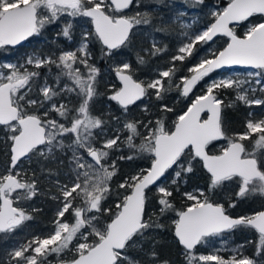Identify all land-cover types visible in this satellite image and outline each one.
Wrapping results in <instances>:
<instances>
[{
    "label": "snow or ice",
    "instance_id": "6c2138e0",
    "mask_svg": "<svg viewBox=\"0 0 264 264\" xmlns=\"http://www.w3.org/2000/svg\"><path fill=\"white\" fill-rule=\"evenodd\" d=\"M152 2L0 0V49L42 36L55 25L59 30L51 42L59 45L63 39L70 46L34 50L21 61L0 64V239L22 230L42 211L30 203L36 197L55 204L51 230L6 249L0 264H54L53 255L55 264H171L157 251V237L165 230L162 219L171 213L175 218L168 231L183 264H264V210L230 211L255 199L264 209V116L247 113L244 131L232 134L224 117L236 102L264 106V99L249 97L264 93V0H228L222 9L212 8L210 23L195 32L185 31L191 27L182 19L185 11L157 24L154 14L162 0L148 7ZM184 3L211 7L205 0ZM172 25L180 26L181 38L169 66L140 79L138 66L148 63L146 57L168 50L153 33L171 34ZM138 35L150 39L151 46L136 51L135 65L118 60L112 66L116 82L103 84L101 92L91 44L100 46L101 58L113 59L133 50ZM216 37L226 38L222 48L210 47ZM206 45L207 54L177 82L176 62L200 56ZM234 66L248 69L250 79L221 74L206 81L202 94L166 124L167 114L174 112L165 103L169 93L175 90L188 99L206 77ZM41 69L54 79L42 78ZM252 79L258 88L250 87ZM229 89L235 100L221 98ZM101 97L109 102L107 113L95 111ZM138 101H147L145 115L130 118ZM150 108L164 115L153 118ZM216 141L226 143L213 154ZM118 162L129 171L116 181ZM198 166L206 184L189 191L185 185ZM241 229L258 234L253 256L243 253L244 244L228 258L219 255L220 249L198 254L197 247L209 238L225 243V234Z\"/></svg>",
    "mask_w": 264,
    "mask_h": 264
},
{
    "label": "trees",
    "instance_id": "16d2710c",
    "mask_svg": "<svg viewBox=\"0 0 264 264\" xmlns=\"http://www.w3.org/2000/svg\"><path fill=\"white\" fill-rule=\"evenodd\" d=\"M228 0H205L206 5L213 6V7H225L227 5ZM167 4L168 6L165 7L164 5ZM156 0H153L152 3L148 5L150 8L157 7ZM160 12L157 14H154L156 17V23L158 24L160 19L163 18L166 21L171 20L174 18V15L176 14V0H162V3L159 4ZM209 7H203L196 8L198 12L199 17V24L197 25L198 29H203L206 27L209 23L211 18L204 19V9ZM253 20L258 19L257 17L251 18ZM173 31L171 34H165L163 37H161L160 33H153L158 40H161V46H164L165 44L168 46L167 52L163 53L162 55L155 57V58H149L146 57L148 60V63L144 66H138L139 70L137 72V76L140 79H147L151 78L155 75L156 69L166 70L169 66V58L176 53V48L178 41L180 40V32L181 29L178 25H172ZM59 30V26H51L48 30L45 31L44 35L42 36H34L31 37L25 46L17 48V49H11V48H3L0 52V64L3 62H18L21 61L20 55L22 53L27 52H33L34 50H43L44 52H48L51 49H56L58 46H62L65 49L70 47L66 41L61 39L59 41V45L53 44L51 41L55 38V33ZM148 32H152V29H148ZM238 34L242 35L241 28L237 29ZM76 36H79V28L76 29ZM219 47L222 46V42L224 43L223 38H220ZM151 46V40L146 39L144 35H138L136 38V41L134 43L133 50L124 49L123 56H117L113 59L108 58H101L100 54V46L96 43H92L90 46V50L93 55V62L100 68L101 70V88L100 91H104L103 84L106 83H114L115 76L112 72V66L118 61V60H128L131 61L135 65V58H136V51L140 48H148ZM209 45L204 46L203 49L200 50V56L196 58H190L184 62V64H181L180 62H176L177 66V72H176V79L177 82L179 80L180 76H186L190 75L187 71V68L192 66L194 63L198 61V59L204 55L207 54V49ZM211 48H214L212 45H210ZM215 47V48H219ZM222 48V47H221ZM23 59V58H22ZM34 70V69H33ZM43 74H48L49 79H54V77L48 73L47 69H41L40 70ZM56 72V69L52 68V73L54 74ZM216 73H212L210 77H206L205 81H202L200 84L197 85V87L193 90V92L190 94V97L188 99H184L182 97L178 96V93L173 90L171 93L168 94V98L165 101V103L168 104V106L172 107L174 109L173 113L167 114V120L166 124L171 125L172 120L176 118L177 115L181 114L183 111L186 110V107L188 104H190L192 99H195L197 95L202 94L204 89V84L206 81L210 80ZM256 96L260 99H264V93H255ZM222 99L228 100H235V92L231 89L226 90L225 94L222 95ZM143 103H147V101L140 102L130 108V118L135 119H141L144 117L145 113L142 111ZM155 103V101H153ZM109 102L107 101L106 97H101L100 101L95 106V111L97 113L105 112L107 113L109 111L108 108ZM113 109H115V105L112 106ZM254 112L257 114V116H264V106H252L247 107L244 104L240 102H236V106L227 109L224 113L226 127L229 131V134L232 133H238L244 131V123L247 117V113ZM149 115H151L153 118L157 117V115H164L163 113H159L158 109L156 108H150L149 109ZM139 143V140L136 141ZM222 143H226L225 141H222ZM246 144L248 142H245ZM220 143H217L215 147L211 149L213 154H217L220 150L217 148V145ZM125 152H127V149H124ZM3 163V153L2 150H0V164ZM121 163V172L120 175H118L115 180L118 181L120 179V176H122L125 172L129 171L127 164L124 162H118ZM137 163H140L137 161ZM51 167H55V165H50ZM146 166V165H145ZM206 176V173L203 172L202 168L199 166L197 167L195 175L192 177V179L189 181L185 187L189 191H191L193 188L196 187H204L206 184V180L202 177ZM45 183L42 182L40 187L41 191L45 189ZM33 207H37L42 209V211L38 213H34L35 219L32 221H29L27 223V226L24 227L22 230H18L16 233L12 234L10 237L5 239H0V257H3L5 255V250L10 249L11 247L17 245L20 242H24L26 239L31 238L33 235H44L52 228L51 220L53 218L54 214V208L55 204L53 201L47 199L44 196H38L36 197L32 202H30ZM175 204L177 208H180L183 206V202L180 198H177L175 200ZM27 207V205H25ZM254 210H264L261 209V204L259 199L250 200L242 205H240L237 209L230 210L233 215H239V214H245L250 213ZM71 217V216H70ZM175 218L174 213L169 214L168 217H165L162 219V223L165 224V230L160 232L157 239L160 241V243L157 245V251L159 252L161 259H167L171 262V264H183V259L180 256V249L178 246L174 244V238L171 234V232L168 231V228L171 227L172 220ZM71 219V218H70ZM233 235V242L234 244H244V252L248 256H253L255 253V244L258 239V235L255 233V231H250L247 229H241L237 230L234 233H231ZM227 235V234H226ZM248 241H252V243H247ZM197 251H200L199 248H197ZM50 260H52L55 264V256L49 257Z\"/></svg>",
    "mask_w": 264,
    "mask_h": 264
},
{
    "label": "rangeland",
    "instance_id": "374dc122",
    "mask_svg": "<svg viewBox=\"0 0 264 264\" xmlns=\"http://www.w3.org/2000/svg\"><path fill=\"white\" fill-rule=\"evenodd\" d=\"M212 8H215L217 10L222 9L221 7L217 8V7H213V6L209 7V8H205L204 9V19L211 18L208 13L210 12V10ZM179 11H185L186 12V15L184 17H182V19L184 20L185 23H187V24H189L191 26L190 28L185 29V31L195 32V31L201 30V29L197 28V25L199 24V17H198V12H197L196 8L195 9L190 8L187 4L184 3V0H176V13L179 12ZM240 28H241V31H242V34H243V32L246 29V25L245 26H241ZM220 40H222V39L216 40V42L214 44H211V45L214 48L215 47H219V43L218 42H220ZM223 46H224V43L222 42V46H220L219 48H221ZM0 52H1V49H0ZM31 53L32 52H30V51L27 52V53H22L20 55L21 60H22V58H24L25 54H31ZM3 63H16V62H3ZM247 72L248 71H233V72H231V71H222V72H216V75H214L211 79H215V78L218 77V75H221V74L232 76V77H236V78H239V79H250V78H248L246 76ZM245 87L247 88V87H249V85H245ZM250 87H253V88H258L259 87V84L257 83L256 79H252V83H251ZM257 92L260 93L259 91H257ZM249 97L250 98H258L256 96V94H252V93H249ZM258 99H260V98H258ZM224 144L225 143H222L221 145H224ZM220 146H219V148H220ZM249 147H251V146L249 145ZM113 158H115V157H113ZM70 218L71 217L69 216V221L71 222L72 218L71 219ZM232 237H233L232 234H227V235L225 234L224 237H223V241H225V243H222L221 238H219V237L209 238V243L206 244V245H203V246H199L198 248L200 249V251H197V252H198V254H209L211 252H214L215 249H220L219 255L223 256L224 258H228L230 255H232V251L231 250L234 249V248H237L240 245V244H234ZM257 241H258V239H257ZM242 251L245 254L244 249H242Z\"/></svg>",
    "mask_w": 264,
    "mask_h": 264
},
{
    "label": "water",
    "instance_id": "95a60500",
    "mask_svg": "<svg viewBox=\"0 0 264 264\" xmlns=\"http://www.w3.org/2000/svg\"><path fill=\"white\" fill-rule=\"evenodd\" d=\"M31 38V37H30ZM29 38V39H30ZM219 38H224V37H216L215 38V41L216 40H218ZM28 39V40H29ZM224 39H226V38H224ZM27 40V41H28ZM27 41H23L20 45H17V46H15V47H11V46H8V47H6V48H11V49H17V48H20V47H22V46H24L26 43H27ZM222 71H231V72H233V71H249L248 69H244V68H241V67H239V66H234L233 68H230V69H221V70H218L217 72H222ZM214 73H216V72H214ZM138 103H140V101H138L137 102V104ZM134 106V105H133ZM132 107V106H131ZM216 142H218V141H216ZM258 235V234H257ZM199 247V246H198ZM197 247V248H198Z\"/></svg>",
    "mask_w": 264,
    "mask_h": 264
},
{
    "label": "flooded vegetation",
    "instance_id": "af4514ba",
    "mask_svg": "<svg viewBox=\"0 0 264 264\" xmlns=\"http://www.w3.org/2000/svg\"><path fill=\"white\" fill-rule=\"evenodd\" d=\"M219 39H220V38H219ZM25 45H26V44H25ZM25 45H24V46H25ZM22 47H23V46H22ZM214 143H215V145H216L217 143H220V144L217 145V148L220 150L219 146L222 144V141H218V142H214Z\"/></svg>",
    "mask_w": 264,
    "mask_h": 264
}]
</instances>
